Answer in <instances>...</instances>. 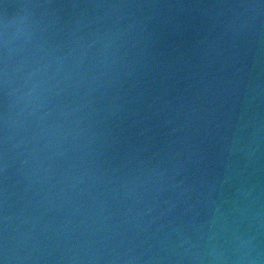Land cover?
<instances>
[{
  "label": "water",
  "instance_id": "obj_1",
  "mask_svg": "<svg viewBox=\"0 0 264 264\" xmlns=\"http://www.w3.org/2000/svg\"><path fill=\"white\" fill-rule=\"evenodd\" d=\"M0 264H264V0H0Z\"/></svg>",
  "mask_w": 264,
  "mask_h": 264
}]
</instances>
